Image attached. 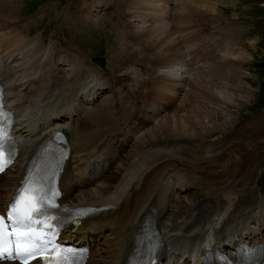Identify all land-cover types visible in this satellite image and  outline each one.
Masks as SVG:
<instances>
[{
	"label": "bare ground",
	"instance_id": "1",
	"mask_svg": "<svg viewBox=\"0 0 264 264\" xmlns=\"http://www.w3.org/2000/svg\"><path fill=\"white\" fill-rule=\"evenodd\" d=\"M22 1L23 0H0V80H6L9 87L13 88L11 102L15 103L20 109L18 127L23 128V135L26 143L31 144L34 137H38L39 135V133L33 134V132L27 128L29 122L32 126L36 121L50 122L53 121L54 118L59 117V112L65 111L71 116L75 114V125L72 130L75 132L76 140L81 143V148L84 151L94 153L95 155H112L113 157L115 153L125 147L126 142L131 140L133 136L122 130L126 134L120 141H114L113 139L111 141H106L104 137H97L98 129L85 126V121L90 120L93 116L92 109H94L91 107L89 110H85L87 108L85 104H89L85 103V97L87 96L86 91L89 90V92H94L97 86L100 87V84L97 83V86L92 85L90 89L88 88L91 83L95 82L94 79H90L93 77L92 71L96 73L93 68L95 67V64L89 63V58H87V56H85L87 62H84L83 52H81L76 46H74V49L61 46L63 52L58 53L54 44L47 45L44 44L41 39H38L39 37H32V29H28L29 26L27 27L26 24H20L18 21V17H20L19 9ZM95 1L96 0H91L90 3L86 2L83 12L80 15L89 14ZM199 1V4L201 5L208 4V0ZM212 1L218 3L222 0ZM180 2L184 3V1L181 0H178V2L177 0H113L115 6L119 9L117 12L119 16L118 18L123 24L121 26L122 28L119 26L114 28L110 25V32L117 33L119 31V34L116 35L119 46L113 52H110V55L106 60L108 66L113 65L119 60L120 53H124L128 58L131 57L130 51L129 53L127 52L130 47L134 48L135 45L136 48L132 53L133 57L141 56L142 52L140 51L144 50L145 52L147 51L145 59H147V56L151 57V54L153 53L161 60L167 58L163 63L165 62V64H169L165 68H157L156 71L149 75V78L146 80H150V82L147 83L150 89L148 94L150 93L153 97L157 98L156 107H158V110L161 109V112L158 113L159 115L157 114L158 116L151 121L153 123L149 127V130H145L147 133H145L146 139L144 140H149V142H157L164 138L187 140L199 135L201 131L212 129L228 132L237 124L236 119L239 118L240 120L241 114L239 113L242 111H238L239 113L233 111L239 106L234 104L233 101L237 99H245L244 96L235 98L234 94L232 96H230V94L229 96H226L223 91L219 89L215 90L212 82L208 83V86L206 85V87L201 84L203 78L200 79L194 77L193 75L195 72H192L193 69L191 70L186 67V62L191 57V54L194 53V47L196 46L197 40L192 41V47L190 46V48H186L185 53H187L184 54L182 43L187 31L185 28L178 26V23L184 16V12L189 10V8H181ZM100 3H102V1H98V4ZM188 5L195 6L192 0L188 2ZM206 7L207 6H205V8ZM211 7H213V5ZM100 17V15H91L86 22L93 27H100V22L103 20H101ZM130 20L134 23V28L133 30L129 29L128 31L125 28L127 27L125 22ZM182 22L183 24H186L184 17L182 18ZM211 30L214 32V29L210 28L208 31L211 32ZM13 38H16V42L11 43V39ZM197 43L199 44V42ZM208 43L210 44L209 37ZM40 44L47 48L37 49V45ZM211 46L212 45H210V51ZM259 46L258 43L252 46L256 53L260 51ZM222 49V47L215 48L217 53L221 52ZM77 52H80V54H77ZM223 53H226V55H223L222 52L220 55H216L217 59L215 60L217 63H222L224 56L229 57L230 55H238L234 51L230 52L228 49ZM70 54L77 57L70 58ZM208 56H213V53ZM132 59L130 58V61ZM85 64L92 71L85 68ZM60 67L61 70H59ZM64 70H66V75L63 73ZM201 70H199V73L202 72ZM100 71L103 73L102 70ZM83 72H86V76H82ZM186 73H189L188 77L185 75ZM126 75L127 73H124L123 75L115 77V81L118 83L126 81ZM63 78L65 79L61 81ZM103 79H105L104 76H102V80ZM206 88H208V92H202L203 90H206ZM225 93L227 94L226 91ZM88 95H93L92 97L94 98L95 93L91 92ZM206 95H210L215 101V104H223L224 107L216 105L218 107L215 108L212 104L214 108L210 111V109L208 110L204 106V108L197 106L199 100H202ZM246 95L250 96L249 93ZM110 100H112V98H109L106 101ZM51 101H53V106L49 104ZM102 105L106 104L104 103ZM30 106L35 107L37 110L33 111L30 117H26L29 113H24V109ZM263 139L264 138L261 140ZM261 140H257L256 144H260ZM139 142L144 144V141L141 139ZM133 145H136L137 148L143 147L142 145H139L138 142L136 143V141L132 146ZM233 147L235 148L238 146ZM233 147L228 154L225 153L223 155L213 153L212 150L210 151L217 161L213 163L209 162L210 164L208 163L212 171L215 172L218 170L219 167L217 165L219 163L228 162L231 150L234 149ZM23 149L25 150L26 148L23 147ZM27 152L28 150L24 153ZM242 153L243 151L237 152L239 155H242ZM166 154L167 150L165 153L158 151L149 152V155L153 158L154 162L158 161L160 157L166 156ZM181 157L182 156H180V158ZM184 160L186 161L188 158H185ZM186 162L189 163L188 161ZM189 164L200 166L201 162ZM243 165H245L244 162ZM248 172H252L253 177L255 171L251 168ZM77 177L80 178V174H77ZM125 177L126 175L124 174V169L120 162L114 173H109L95 186L86 187L76 185L78 190H80L79 194L77 196L76 194L71 195V199H76L77 203L82 201L87 203L111 201L117 198V190ZM237 206L238 204H236V202H233L232 204H212L208 205V213H205L199 205L194 211L190 212L186 209H180L181 211L176 210L173 214L169 213L170 209L160 208V215L163 218H168L170 220L169 230L173 231L174 235L178 228L185 234L202 237L207 231L215 232L213 228L214 222L233 212ZM247 206H249L247 202L243 203V206L240 207L242 212L245 211L244 209ZM124 212L128 213L127 211ZM105 224L110 226L113 238H115L126 228V217H123L119 223L108 221ZM184 227H188L190 230L186 232L184 231ZM216 240V237L210 239V241ZM202 245V243H199V247ZM118 249L119 246L115 245L104 249V251L111 253L117 252ZM193 255L195 256L196 253ZM97 258L98 261L95 262V264H102V257L100 254ZM109 263L112 264L111 261H109Z\"/></svg>",
	"mask_w": 264,
	"mask_h": 264
},
{
	"label": "rangeland",
	"instance_id": "2",
	"mask_svg": "<svg viewBox=\"0 0 264 264\" xmlns=\"http://www.w3.org/2000/svg\"><path fill=\"white\" fill-rule=\"evenodd\" d=\"M98 1H102V3L98 4ZM181 1H184V3L180 2L181 8H187V9L189 8V10H186V12H184V16H183L186 21V24H183L182 22L183 17L178 23V26L185 28L187 31V34L184 36L182 43L184 54L187 53V52L185 53V50L186 48L187 49L190 48L193 40H197L199 44L201 43L199 45L196 42V46L194 47L195 48L194 53H192L191 57L186 62V67L190 68L191 70L193 69L192 72L196 73V75L194 73L193 75L194 77L200 79L203 78L201 84L208 86V83L212 82L214 85V89L215 90L219 89L223 91L226 96L227 95L229 96V94L230 96L234 94L235 98L244 96L245 99H240V100L237 99L233 101L234 104L239 105L238 107H236V109L238 110L234 109L233 111L239 113L242 110L241 113H239L241 114L240 117L247 118V114L249 110L257 109L259 107L258 105L264 104V7H263L264 0H222L221 2L219 1L218 3H215L212 0H208V4L206 3V5L199 4L200 3L199 0H195V2L194 0H192L195 6L188 5V2H190V0H181ZM86 2L90 3L91 0H23L21 2V6L19 9L20 17H18V21L20 24H24V25L26 24L27 27L29 26L28 29H32L31 35L40 36L41 38H43L45 43L54 41L57 42L58 46H60L59 40L61 38H65L71 44L64 43L62 45L63 47L65 46L67 48L74 49V46L76 45L77 47L80 48L79 50L81 52H84L85 55L88 56L87 58H95L98 56H103V57H107L108 59L110 52H113V50L119 46L116 36L119 34V31L117 33L110 32L111 31L110 25L116 28L117 26L116 24H122L121 20L118 18L119 16L117 12L119 9H117L115 4L113 3V0H96L89 14L79 15L76 17L74 21L77 24V23H81L82 20L86 21L87 19L90 18L91 15H100L101 20L103 19L100 22L101 25L100 27H95V26L93 27L92 25L84 21L79 25H74L72 23L65 22L64 16L66 17L67 15L73 13L77 14L80 11V9L84 7ZM212 5L213 7H211ZM205 6L207 7L205 8ZM106 7L108 9H106ZM116 20L118 21L115 23ZM125 23L127 24V27L125 28L128 31L129 29L133 30L134 23L132 22V20L127 21ZM209 28L214 29V32L213 30L209 32L208 31ZM208 37L210 44L208 43ZM13 42H16V38L11 39V43ZM257 43L260 45L259 46L260 51L258 53H256L252 48V46ZM210 45L214 47L213 48L211 46V51H210ZM216 47L223 48L221 50L223 55H226V53L223 52H225L227 49L230 52L234 51L238 55L237 56L230 55L229 57L224 56L223 62L217 63L215 60L217 59L216 55L217 54L220 55L221 52L217 53V51L215 50ZM45 48L47 47H44L41 44L37 45V49H45ZM135 48L136 45L134 48L132 47L129 48L127 52L129 53L130 51L131 53V57L129 58L124 53L123 54L120 53L119 60L115 62L113 65L108 66L107 70L108 71L111 70V73H117V74L123 73L124 71L127 70L125 72L127 73L126 82L130 80L141 81L143 83V87H145L146 90L148 89L146 91V94H148L150 89L147 83L150 82V80L148 81L146 80L149 78V75L154 73L151 72L149 74V72L152 69H157L159 67L165 68L169 64H165V62L163 63V61H165L167 58L161 60L157 58L153 53L151 54V57L147 56V59H145L147 51L145 52L144 50L140 51L142 52L141 56L133 57L132 53L135 50ZM211 53H213V56H208L209 54L211 55ZM77 54H80V52H77ZM69 57L74 58L77 56H73L72 54H70ZM130 58L133 59L130 61ZM141 58L142 60H145L143 64L141 62ZM196 58L198 61L196 60ZM192 61L194 63L193 67H191ZM135 62L138 63L137 65H139L140 68H135L137 67ZM150 63L151 65H149ZM59 70H61V67L59 68ZM199 70L202 71L201 72L202 74L199 73L200 72ZM63 73L66 75V70H64ZM185 75L188 77L189 73H186ZM64 79L65 78L61 79V81H63ZM142 83L140 84L142 85ZM121 90L122 88L118 89L116 87L114 88V92L113 91L110 92V89L107 90L108 93L113 94V97L115 98L114 103H119L122 101L121 97H124L125 94H123ZM225 91L227 92V94L225 93ZM202 92H208V88H206V90H203ZM248 93L250 94V96L246 95ZM206 96H204L202 100H199L197 106H199L200 108L206 107L208 110L210 109V111L214 107L217 108L218 106L216 105L223 106V104H215V101L213 100L212 97H210V95H206ZM133 99L134 98H132V100ZM203 99H205L206 101ZM105 101L101 102L96 107H92L94 108L92 109L93 116L91 117L90 120L85 121V126L96 128L99 131L100 124L93 125V121L99 123L100 120L98 119V117L102 115L106 117L109 110L111 113H113V109L112 108L110 109V107L113 106V100L106 102ZM125 102L126 105H130V103L127 102V100H125ZM104 103L106 105H102ZM212 104L214 107L212 106ZM132 107L136 110H142L148 107V103L144 100H136V105H132ZM236 121L238 123L239 118L236 119ZM152 123L153 122L151 121L147 122L140 129V133H139V135L141 136L140 139L143 140L144 143H149V140L147 141L144 140L146 139L145 133H147L145 132V130L146 129L149 130V127L152 125ZM225 133L227 132L217 129L201 131L199 135L182 141L186 145H193L194 138L196 137H205L207 139L213 140L221 137ZM125 134L126 133L122 130L113 131V136H114L113 140L120 141ZM97 137L102 138V136H98V134ZM164 139H168V138H164ZM154 142L156 141L150 143L154 144ZM138 144L142 145V142L138 141ZM202 147L206 151L205 154L203 155L199 153L188 154L185 156V158H188V160L186 161H188L189 163L201 162L200 166H203L207 170L212 171L210 169L209 164L217 161L215 160V156L212 155L210 152L212 150L210 143L208 144L204 143L202 144ZM158 152L165 153L166 150L164 151L158 150ZM254 175L255 172L253 176ZM184 204H185V200L183 198H178L177 201L174 202V207L176 209L183 206ZM236 204H240V203L236 202ZM178 211L181 210L178 209Z\"/></svg>",
	"mask_w": 264,
	"mask_h": 264
},
{
	"label": "snow or ice",
	"instance_id": "3",
	"mask_svg": "<svg viewBox=\"0 0 264 264\" xmlns=\"http://www.w3.org/2000/svg\"><path fill=\"white\" fill-rule=\"evenodd\" d=\"M11 159V154L5 156L3 139L0 138V172ZM56 196L58 192L51 188L46 190L42 183L37 186L35 180L26 182L7 213L10 224L0 216V259L13 258L29 264L39 257L43 264H80L77 257L82 254L55 243L59 222L52 223L54 218L48 214V209L57 207ZM37 225H42L43 229H38Z\"/></svg>",
	"mask_w": 264,
	"mask_h": 264
},
{
	"label": "water",
	"instance_id": "4",
	"mask_svg": "<svg viewBox=\"0 0 264 264\" xmlns=\"http://www.w3.org/2000/svg\"><path fill=\"white\" fill-rule=\"evenodd\" d=\"M100 64H103V61H99Z\"/></svg>",
	"mask_w": 264,
	"mask_h": 264
}]
</instances>
